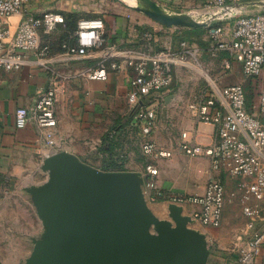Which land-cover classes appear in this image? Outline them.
<instances>
[{
	"label": "built area",
	"instance_id": "built-area-1",
	"mask_svg": "<svg viewBox=\"0 0 264 264\" xmlns=\"http://www.w3.org/2000/svg\"><path fill=\"white\" fill-rule=\"evenodd\" d=\"M238 1L242 0H214L211 6L223 9ZM28 2L0 0V71L21 69L29 55L50 70L47 87L37 93L31 106L16 109L15 121L19 128L34 125L42 132L39 141L44 143L45 148L53 149V153L58 151L55 150L57 104L61 94L67 90L69 74L51 66V44L43 36L52 34L64 23L65 16L62 12L50 10L42 15L22 18L14 30L5 26L9 18L20 12ZM186 12L203 20V14L198 10ZM232 16H221L219 19L223 23L217 20L209 22L207 28L211 43L208 51L214 56L219 52L229 53V57L221 60L225 72L238 63L246 77L263 78L259 108L253 112L249 110L244 84L221 85L218 79H209L187 106L197 122L214 127L211 144L184 140L171 148L159 144L152 137L158 125L159 105L172 92L175 69L186 65L190 56L198 52L197 48L190 47L189 40H180L177 47L162 46L158 31L146 29L141 49L107 48L97 65L81 69V74L91 79L106 80L111 70L128 71V100L144 136L142 154L148 159L143 186L147 200L184 207L194 205L196 209L190 214L193 219L205 226L218 227L222 224L226 203V185L221 174L238 180L237 189L241 193L249 230L246 232L248 238L239 249V260L243 264H251L264 246V227L256 226L258 220L264 221V12H241L233 22L229 20ZM105 29L103 18H79L75 43L65 41L62 44L69 62L83 59L90 50L102 46ZM177 151L194 158L207 157L213 170L221 174L211 176L202 193L186 194L162 189L158 185L159 169L155 161L171 158Z\"/></svg>",
	"mask_w": 264,
	"mask_h": 264
},
{
	"label": "crops",
	"instance_id": "crops-1",
	"mask_svg": "<svg viewBox=\"0 0 264 264\" xmlns=\"http://www.w3.org/2000/svg\"><path fill=\"white\" fill-rule=\"evenodd\" d=\"M173 11H203L214 0H155ZM244 1V0H243ZM50 10L62 12L64 23L50 35H44L53 48L51 66L68 73L67 90L61 94L57 104L58 124L55 128V150L68 151L82 161L101 170H129L145 174L148 159L142 154L144 136L140 126L132 117L133 107L129 103L130 90L127 70H111L106 80L91 79L81 74V69L96 66L107 48L141 49L142 36L146 29L158 31L160 43L177 46L175 36L183 33L176 27L162 24L137 8L136 0H29L12 15L5 26L14 30L19 21L28 15H42ZM212 11V10H211ZM211 11L201 12L205 14ZM247 11H249L247 9ZM77 19L74 26L68 16ZM195 16V15H193ZM81 17H100L105 22V41L102 46L89 51L80 60H69L60 42L65 34L75 38L77 22ZM203 50L205 47H201ZM190 66V61L187 66ZM178 68V67H177ZM175 69V75L178 69ZM50 70L39 65L29 55L21 69L0 71V184L10 185L15 192L30 194L26 188L43 183L47 174L42 169L45 156L52 153L39 141L41 131L28 124L19 128L15 112L19 106H31L37 93L49 84ZM190 90L173 87L171 94L161 101L158 125L153 139L159 144L175 148L181 141H194L208 145L214 141V127L197 122L186 106L177 108L176 103L189 96ZM169 98V99H168ZM42 147V151L39 148ZM159 174L158 185L162 189L194 194L202 193L208 179L220 175L213 170L207 157H190L177 151L171 158L155 161ZM226 185V203L222 224L205 226L196 221V229L209 234L219 251L221 264H243L239 260V249L248 234V218L243 213L241 193L235 178L221 174ZM159 217H167L168 203L156 202ZM185 212L191 214L194 205H186ZM162 212V213H161ZM205 226V227H203ZM257 227H264L258 220ZM251 264H264V246Z\"/></svg>",
	"mask_w": 264,
	"mask_h": 264
},
{
	"label": "water",
	"instance_id": "water-1",
	"mask_svg": "<svg viewBox=\"0 0 264 264\" xmlns=\"http://www.w3.org/2000/svg\"><path fill=\"white\" fill-rule=\"evenodd\" d=\"M136 3L152 19L180 30L208 27L211 20L255 4L264 8V0H242L201 20L155 0ZM42 169L46 180L26 190L44 232L23 264H208L210 248L206 235L192 227L196 220L176 203L168 204L169 217H159L141 173L101 170L65 150L46 156Z\"/></svg>",
	"mask_w": 264,
	"mask_h": 264
},
{
	"label": "rangeland",
	"instance_id": "rangeland-1",
	"mask_svg": "<svg viewBox=\"0 0 264 264\" xmlns=\"http://www.w3.org/2000/svg\"><path fill=\"white\" fill-rule=\"evenodd\" d=\"M215 9L218 8L210 6L200 12ZM258 10L264 11V8L255 4L252 5V9L250 11L254 12ZM245 12L248 11L244 10L243 13ZM239 13H241V11L232 13L234 16H232L229 20L233 22ZM216 20V22H224L221 19ZM188 35L191 37L190 39L187 38V40L190 41V47H194V49L197 48L198 52L191 55L188 59V61H190V66H187V64L179 65L177 68L178 73L174 82L175 86L177 87L182 85L184 89L190 90V92L187 91L189 96L179 100L176 103V107L184 108L186 106L188 108L187 104L189 100L195 96L202 85L207 84L209 79L213 78L218 79L221 85H230L235 83L244 84L249 103L252 107L256 108L255 111H257L259 108V93L263 78L246 77L242 72L241 65L238 63L234 65L233 69L227 72L223 71V68L221 67V60L223 59L221 57L222 52H219L216 56H214L208 51L211 38L207 27H205L202 32L188 31ZM199 40L209 42V45L203 50L201 48L203 46ZM160 44L162 46H166L163 43ZM177 46L179 45L177 44ZM148 202L150 207L158 212L160 207L156 204V202L164 201H150L148 199ZM166 209L168 211V208ZM168 214L169 213L167 212V217H169ZM196 226V223L192 224V227L195 228ZM43 232V222L37 213L31 194H21L15 192L12 188H10V185L6 183L0 184V259L4 263L8 264L25 263L26 259L32 253L35 240L40 238L43 235ZM204 234L206 235L211 252L208 264H221L220 258L217 257L219 255L217 254L219 248L209 234Z\"/></svg>",
	"mask_w": 264,
	"mask_h": 264
},
{
	"label": "trees",
	"instance_id": "trees-1",
	"mask_svg": "<svg viewBox=\"0 0 264 264\" xmlns=\"http://www.w3.org/2000/svg\"><path fill=\"white\" fill-rule=\"evenodd\" d=\"M263 11V10H262ZM264 12V11H263ZM76 19H77V17L74 15V14H70L69 16H68V23L70 24V26H74V22L76 21ZM204 30V28H199V29H185L184 31H183V33H181V34H177L176 36H175V39H176V41H180V40H182V39H190L191 37L188 35V31H190V32H202ZM65 41H67V42H70V43H75V38L73 37H71V36H69V35H67V34H65L64 36H63V38H62V40H61V42H60V46H61V50H63V48H62V44L65 42ZM192 41V40H191ZM200 41V43H201V45L203 46V47H207L208 45H209V42H205V41H203V40H199ZM178 43V42H177ZM51 44V43H50ZM51 49L53 50V48H52V46H51ZM221 57L222 58H224V57H229V53H227V52H222V54H221ZM247 105H248V108H249V110L250 111H255V109L256 108H254V107H252L251 105H250V103H249V100H248V98H247ZM132 117H134V111L132 112Z\"/></svg>",
	"mask_w": 264,
	"mask_h": 264
},
{
	"label": "bare ground",
	"instance_id": "bare-ground-1",
	"mask_svg": "<svg viewBox=\"0 0 264 264\" xmlns=\"http://www.w3.org/2000/svg\"><path fill=\"white\" fill-rule=\"evenodd\" d=\"M225 12H226V10H223V9H215V10H212L211 12L205 14L204 18H210L213 16H220V15L224 14Z\"/></svg>",
	"mask_w": 264,
	"mask_h": 264
}]
</instances>
